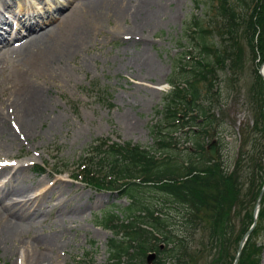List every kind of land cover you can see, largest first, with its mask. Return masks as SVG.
<instances>
[{
    "label": "rangeland",
    "instance_id": "rangeland-1",
    "mask_svg": "<svg viewBox=\"0 0 264 264\" xmlns=\"http://www.w3.org/2000/svg\"><path fill=\"white\" fill-rule=\"evenodd\" d=\"M18 1L14 0L13 8L6 16L15 17L25 12L41 14L43 18L47 14L46 7L52 5V0ZM254 1H155L151 5V12L154 13L151 27L145 26L146 19L133 20L128 16L126 20L117 21L109 17L92 40L72 57L71 63L68 62L66 71L61 69L53 75L38 74L32 77L35 84L44 89L50 112L60 115L61 119L56 127L50 129L46 128V123L39 124L34 137L14 147L0 138V161L7 160L14 165L0 169V189L25 185L29 191L27 197L30 198L58 186L64 192L59 202V206H62L60 211L59 206L56 207L58 192L52 196L47 194L39 200V204L46 208L54 206L38 228L47 232L62 229L58 259L50 264H71L86 255L92 256L94 264H105L108 257L107 240L112 233L98 226L96 217L106 207L116 209L130 203L129 199L117 193L97 191L70 180L69 173L76 171L85 148L93 139L101 136H108L112 141H132L149 147L153 141L148 126L156 119L155 109L164 104V95L171 88L169 81L179 80L176 77L181 72L180 65L188 68L185 63L188 61V64H192L193 57L214 60L217 52L225 55L229 51L233 57V52L239 48L242 59L237 70L231 66L232 59H226L224 67H216L215 74H211L212 86L209 87L202 80L198 82L202 96L209 98L213 105L215 119V129H212L206 141L210 142L216 137L217 156L220 153L225 162L233 163L241 138L240 129L252 125L256 110V101L252 96L254 92L251 90L256 80L253 72L255 63L247 43L248 34L242 29L243 18L248 17ZM37 3L41 7H37ZM69 9L67 5L60 6L59 13ZM232 11L233 16L230 15ZM22 17L21 21L26 23ZM5 19L3 15L0 22ZM17 20L19 24L20 19ZM195 22H198L197 26ZM22 24L10 29L4 36L10 38V34L18 32ZM133 24L144 27L131 32L128 27ZM3 25L11 28L7 23ZM79 28L70 31V35L76 34ZM13 60V54L7 53L3 55L0 65V109L4 111L10 102L8 99L22 84ZM214 91H218V95ZM219 121L220 126L217 125ZM177 135L180 137L178 147L185 148L188 144L186 135L183 134L185 140L179 132ZM46 161L65 165L69 171L59 175H52L49 171L36 173L33 166ZM13 173L16 175L12 177ZM39 182L42 184L38 185ZM140 197L157 206L162 214L169 215L170 221H177L175 226L178 229H186L182 227L185 226L183 221L182 224L179 222L180 217L173 209L170 198L164 193L150 187L144 189ZM7 199L3 203L8 202ZM80 207L82 213L78 211ZM238 208L231 207L234 214L230 218V224L235 226L236 231L240 229L244 216L242 210L237 214ZM62 211L67 215L64 219L59 216ZM70 213H74L72 219L68 217ZM262 221L255 229L251 250L252 255L258 254L260 262L264 264V219ZM32 230L33 227L24 230L21 238L30 236ZM205 235L204 231L198 229L196 236ZM9 241L0 242V264H27L25 247L15 243L9 249L6 244ZM205 254L199 264L210 262L212 257ZM166 263L170 264L172 260Z\"/></svg>",
    "mask_w": 264,
    "mask_h": 264
},
{
    "label": "trees",
    "instance_id": "trees-1",
    "mask_svg": "<svg viewBox=\"0 0 264 264\" xmlns=\"http://www.w3.org/2000/svg\"><path fill=\"white\" fill-rule=\"evenodd\" d=\"M230 15L233 16L234 12ZM246 30L251 33V40L248 41L250 49L254 54V47L257 48L261 63L264 61V0H256ZM224 60V55L216 54V63L223 65ZM240 60L238 51L235 59L237 66ZM195 62L190 71H186V82L188 77H195L211 68L209 60ZM254 73L261 80L256 69ZM201 78L207 80L208 75H202ZM186 82V87H181L178 82L172 81L173 90L165 96L162 112L170 121L172 130L178 127V123L180 128L198 126L197 133H189L193 149L188 148L184 153L174 151L177 141L173 137H169V141L164 140L160 126L156 124L150 126V133L157 139L155 151L165 150L164 156L156 157L155 152L139 144L129 141L110 143L109 138L101 137L89 145L84 152L85 157L80 159L83 169L80 175H73L75 178H81L88 186L98 190H118L120 195L131 200V203L120 209L123 218L106 210L99 220L103 227L113 232L108 240L109 256L105 264H145V253L153 249L174 260L172 264H199L205 253L206 257H212L208 264H231L237 247L235 242L252 220L253 205L264 180L263 92L260 113L255 117L253 129H242L246 135L242 152L235 169L228 173L224 172L220 161L212 162L205 152L200 134L208 132L212 120L208 118V110L199 102L200 93L195 82H188L189 85ZM199 118L202 120L199 121ZM255 131L260 134L259 140L254 135ZM143 187H154L170 197L178 206H173L176 208L173 209L181 217L185 225L182 227L187 230L176 229L175 223L168 221V217L156 213L155 206L142 201L139 195ZM233 205L239 206L237 214L244 211L238 231L230 224L234 214L231 211ZM262 219L263 207L258 224L263 223ZM198 229L206 235L188 236L185 232H197ZM255 232L254 229L248 238L238 264H259L258 257L253 256L251 250ZM160 243L164 245L161 250ZM72 264H93V260L86 256ZM159 264L165 262L161 260Z\"/></svg>",
    "mask_w": 264,
    "mask_h": 264
},
{
    "label": "bare ground",
    "instance_id": "bare-ground-1",
    "mask_svg": "<svg viewBox=\"0 0 264 264\" xmlns=\"http://www.w3.org/2000/svg\"><path fill=\"white\" fill-rule=\"evenodd\" d=\"M134 1L136 2L133 3ZM155 1L160 0H53L45 17L41 18V14L28 15L27 22L14 35L8 39L0 36V65L3 55L12 53L18 78L22 82L12 98L8 99L10 102L6 111L0 109V138L14 147L23 140L34 137L39 124L46 123L48 129L56 127L61 116L50 112L44 89L35 84L32 77L38 74L53 75L61 69L66 71L68 62L71 63L72 57L92 40L96 32L102 29L104 20L109 17H114L117 21L126 20L128 16L133 20L146 19L145 26L151 27L154 22L151 5ZM13 2L14 0L0 1V18L2 10L12 8ZM36 5L41 7L40 3ZM63 5L70 9L61 14L59 7ZM137 15L140 17L137 18ZM143 27L144 25L133 24L128 30L136 32ZM78 28L76 34L70 35V31ZM262 73L264 75V67ZM15 175L13 173L12 177ZM40 184L42 183L39 182L38 185ZM26 188L25 185H14L0 189V242L10 240L6 243L9 249L15 243L23 245L27 250V264L53 263L58 259L62 229L47 232L38 228L54 206L46 208L39 204V200L47 194L52 196L58 192V207L64 192L58 186L57 189L51 188L44 194L39 193L30 198L27 197L29 191ZM5 198H8V202L3 203ZM58 208L60 211L62 206ZM78 211L82 213L81 207ZM65 213L62 211L59 216L64 219L67 217ZM68 217L72 219L74 213H70ZM71 222L74 221H69ZM25 226L30 229L33 227V230L30 236L22 239L21 235L27 230ZM96 229L100 230L98 227Z\"/></svg>",
    "mask_w": 264,
    "mask_h": 264
},
{
    "label": "water",
    "instance_id": "water-1",
    "mask_svg": "<svg viewBox=\"0 0 264 264\" xmlns=\"http://www.w3.org/2000/svg\"><path fill=\"white\" fill-rule=\"evenodd\" d=\"M207 150H208V152L210 153V155H211L212 157L215 156V154H216L215 141H212V142L208 145ZM263 190H264V184H263V188H262V190H261L260 193H259V196H258V199H257L256 208H257V206H259V204H260V199H261V197H262V195H263ZM249 232H250V231H248V232L244 235V237L241 239V241H240V243H239V247H238V251H237V254H238V255L240 254V251H241L242 245H243V243H244V240H245L246 236L249 234ZM238 255L236 256V259H235V260H237ZM153 259H154V254H153V253H151V254H149V255L147 256V261H148V263H149L150 261H152Z\"/></svg>",
    "mask_w": 264,
    "mask_h": 264
}]
</instances>
